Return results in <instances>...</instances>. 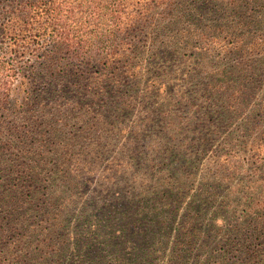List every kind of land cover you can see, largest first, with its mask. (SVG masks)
Wrapping results in <instances>:
<instances>
[{"label": "trees", "instance_id": "trees-1", "mask_svg": "<svg viewBox=\"0 0 264 264\" xmlns=\"http://www.w3.org/2000/svg\"><path fill=\"white\" fill-rule=\"evenodd\" d=\"M183 50L196 71L182 96L200 109L217 95L224 121L230 79L239 102L264 87V0H0V264H264V144L243 149L251 173L231 204L163 134L159 158L142 156L148 116L130 132L103 115L134 97L133 61ZM258 110L241 114L242 137ZM120 132L123 162L92 187L93 153Z\"/></svg>", "mask_w": 264, "mask_h": 264}, {"label": "rangeland", "instance_id": "rangeland-1", "mask_svg": "<svg viewBox=\"0 0 264 264\" xmlns=\"http://www.w3.org/2000/svg\"><path fill=\"white\" fill-rule=\"evenodd\" d=\"M184 51L185 50L181 51L180 55L174 54L171 57L169 56L166 62H159L157 66L155 65L156 61L151 62V65L142 60H138L137 62L133 61L134 71H136L135 74L137 76L133 79L135 83L134 97L128 99V105H124V110L122 112L116 113L112 105H110L106 107V111H104L103 115L111 116L115 114L114 118H112L113 125L116 128H123V130H128L133 127L136 128L137 125L133 126V123H146L145 117L148 116V118L153 121L149 124L143 135L140 136V143H138V148L143 151V157H147V159L153 158L154 161L159 158L157 150L159 148L158 142L160 143L161 141H158V138L163 134L166 138L164 141H172V151H174L177 158L185 157L194 159L193 163L195 164V170L192 173L197 176L195 180L203 175L207 176L209 180L214 182L213 185L219 195H229L230 198L233 197L231 204H237L242 201L241 197H239V190H241L244 180L249 178V174L251 173L250 162L253 159L251 154L248 151L244 153L243 149H250V147H248L250 141H255L254 143L257 146L258 141L264 144V104L262 103L264 97L261 96L264 87L260 89L258 96L255 97L256 100L249 99L239 102V95L235 96V99L232 98L235 94L232 93L235 88H233V86L236 85V87H238L239 84L236 82V79L227 77L225 84H227L230 79L228 83L229 87H224V91L226 94H229L230 97H227V101H225L226 103H224V105L232 103L235 110L232 111L230 108H227L229 117L222 121L220 117H217L215 111L214 102L217 95L212 96V100L207 102V107H200V109L195 105H190L191 101H194L195 98L197 99L196 93L192 94L194 97L185 98L182 96L196 71V69L193 70V68H196L193 62L185 58L186 55H184ZM193 52H197L195 48ZM212 52L215 57L224 55L223 51L217 47H214ZM225 62L224 64L229 63L227 60H225ZM158 66H162L163 73L157 68ZM208 71L210 70H205L206 73H208ZM152 79L154 80V84L147 85L144 88L143 84L145 80L151 83ZM129 80H132V78L127 79V81ZM97 82L104 83L106 81L97 80ZM159 82L162 83L161 87L157 86ZM262 82V84H264V81ZM82 83L87 86L89 81L86 80L80 84ZM114 84L115 86H119L118 83ZM120 85L122 91L119 97L125 96L127 99V95L130 91H128L127 95L126 93L122 95L124 84L121 80ZM145 90H147V92ZM194 91H196V88H194ZM109 98V96H106L108 100L106 103L110 102ZM195 102L196 105L199 104L198 101ZM88 103L90 104V102ZM95 104V107L99 108L98 103L95 102ZM253 104L254 106H251ZM252 108H259V110L251 116V121H249L250 128L247 129L246 134L242 137L236 125L239 126L241 114L248 112L249 109L251 110ZM102 110L103 109H100L99 111L102 112ZM205 112H207V114H205ZM70 113L69 116H71ZM90 113L93 114L91 111ZM99 116L102 115L99 114L98 118ZM82 118V121L88 120V118ZM69 121L72 122L71 118ZM129 131L131 132L132 129ZM120 133V137L114 136L113 139L110 140V145L106 146L101 151L97 159H95V154L93 153L94 157H91V159L94 160L91 163L94 168L91 167L92 169L89 176L92 187L98 185V178L101 176V173L105 171L104 168H106V165L108 167L113 164V162H123V160L118 159L126 155V141H124L126 136L123 135V132ZM202 139H206V145L201 151L191 149L193 143L202 141ZM128 146L129 142H127V147ZM261 150H263V153L260 152L259 154L261 159L260 163H264V147H261ZM127 162L131 163L129 158H127ZM221 162H223L224 165H220ZM152 163H150V165ZM218 166L224 171L221 170L222 172L219 171L220 174H215ZM113 179L116 180L115 178ZM229 201L231 202V200Z\"/></svg>", "mask_w": 264, "mask_h": 264}]
</instances>
